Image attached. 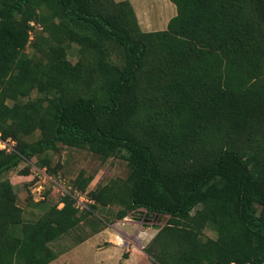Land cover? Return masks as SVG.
<instances>
[{
	"label": "trees",
	"instance_id": "obj_1",
	"mask_svg": "<svg viewBox=\"0 0 264 264\" xmlns=\"http://www.w3.org/2000/svg\"><path fill=\"white\" fill-rule=\"evenodd\" d=\"M169 1L166 28L143 31L128 0H0V134L15 142L0 149V264H49L91 211L74 205L84 171L33 221L3 177L59 144L126 161L94 205L168 216L146 264L264 263V0Z\"/></svg>",
	"mask_w": 264,
	"mask_h": 264
},
{
	"label": "rangeland",
	"instance_id": "obj_2",
	"mask_svg": "<svg viewBox=\"0 0 264 264\" xmlns=\"http://www.w3.org/2000/svg\"><path fill=\"white\" fill-rule=\"evenodd\" d=\"M128 1L134 9L138 24L143 31L165 29L169 18L176 11L174 4L169 0ZM31 25H33L31 31L32 39L34 38V34L39 31L40 26L34 22H31ZM26 49L28 52H31L30 47ZM77 49L78 46L73 44L68 50V59L73 63L77 60ZM36 95L33 92L30 97L34 98ZM24 100H26V97L22 99V101ZM7 103L13 105V102L10 100ZM38 136L37 131L34 134L28 135L25 139L33 141ZM43 157L50 159L52 168L59 166L55 173H49L45 168L38 165V161ZM80 171H84L86 176L91 177V180L85 192H78L81 197L74 205H78L77 209L80 212L88 209L91 211L89 210L90 212L86 215L87 217L83 222L65 234L59 241H55L52 247L56 250H63L64 248L74 246L76 245L74 243L78 241L82 242L90 238V236L92 237L94 233L107 227L106 234L112 235L109 237L110 242L118 243V245L109 246L106 240H104L105 237H102L101 240L94 238L95 240L92 239L90 242H86L73 252L70 264H107L108 257L112 260V263L117 264H146L142 261V258L145 257L142 246L147 244L146 241L150 235L152 237L155 235L157 229L153 228V230L148 232L147 236L146 234L138 235L136 229L132 226V222L135 221L129 220L132 219L131 215L135 211L123 219H116V205H94V201L89 196V191L105 184L111 179H125L128 174V166L125 160L119 157H109L106 160H102L98 155L85 149L59 144L56 151H46L34 156L29 161H23L3 177L8 178L13 184L14 190L18 195L17 204L22 208L23 218L27 221H33L45 209L43 206H37L36 203L42 201L50 205L58 201L66 193V190L70 189L71 181ZM89 205H94V207L90 208ZM141 210L143 211V216H145L146 211L144 209ZM157 215L159 214L150 216L152 223L157 219ZM167 218V215H163L160 222L161 226L166 222ZM125 220L132 222L126 224L124 223ZM139 222V225H136L140 229L144 228L143 222ZM119 233L123 234L124 238L120 237ZM202 235L203 237H216V233L208 227L203 229ZM139 236H142V238ZM103 259L104 262L100 263V260Z\"/></svg>",
	"mask_w": 264,
	"mask_h": 264
},
{
	"label": "crops",
	"instance_id": "obj_3",
	"mask_svg": "<svg viewBox=\"0 0 264 264\" xmlns=\"http://www.w3.org/2000/svg\"><path fill=\"white\" fill-rule=\"evenodd\" d=\"M129 220H132V219H129ZM129 220H125V222L124 223H126V224H128L129 222H132V221H129ZM135 221V220H134ZM139 223L140 222H138V221H135V222H132V226H134V228L136 229V232H137V234L138 235H140V234H143V235H145L146 234V236H147V234H149L148 232L149 231H151V230H153V228H151V227H144V228H139L136 224H138L139 225ZM131 224V223H130ZM108 228L107 227H105V228H103V229H101V230H99L98 232H96V233H94L93 235H92V237L90 236V238H88V239H86V240H84V241H82V242H80V243H78V244H76V245H74V246H70V247H67V248H64L63 250H60V252L58 253V255H57V257L54 259V260H52L49 264H70V261L72 260V257H71V255H73L74 253V251L75 250H77L79 247H81L82 245H84L86 242H90L92 239H94V238H96V239H98V240H101V238L102 237H105L104 238V240H106V242L108 243V245L109 246H117L118 245V243H115V242H113V243H111L110 242V238L109 237H111L112 235L111 234H106L107 232H106V230H107ZM117 234V233H116ZM118 235V234H117ZM119 235H120V237H122V238H124V236H123V234H121V233H119ZM137 235V236H138ZM142 235V236H143ZM142 236H139V237H141L142 238ZM149 236V235H148ZM113 238V237H112ZM117 238V237H116ZM140 238V239H141ZM152 238V235H150L149 237H148V239H147V241L146 242H148L150 239ZM95 240V239H94ZM115 240V239H114ZM134 242V241H133ZM144 246H142V248H143ZM75 257H77V255H75ZM104 262V259L103 260H100V263H103ZM133 262H135V261H133ZM107 264H117V263H112V260L108 257V262H107Z\"/></svg>",
	"mask_w": 264,
	"mask_h": 264
},
{
	"label": "water",
	"instance_id": "obj_4",
	"mask_svg": "<svg viewBox=\"0 0 264 264\" xmlns=\"http://www.w3.org/2000/svg\"><path fill=\"white\" fill-rule=\"evenodd\" d=\"M150 216L149 214H146L145 216H143V211L141 209H138L135 211V213H132L131 218L132 220L135 221H142L143 222V226L144 227H151L154 229L159 230L161 228V219L163 217L162 214L157 215V219H155V221L152 223L150 220Z\"/></svg>",
	"mask_w": 264,
	"mask_h": 264
},
{
	"label": "built area",
	"instance_id": "obj_5",
	"mask_svg": "<svg viewBox=\"0 0 264 264\" xmlns=\"http://www.w3.org/2000/svg\"><path fill=\"white\" fill-rule=\"evenodd\" d=\"M14 144H15V142L12 139H10V138L4 139L1 137V134H0V149L1 150H4L6 152H10L11 150H13ZM66 192H67V190H66ZM73 197L75 199V202H78L79 201L78 199L81 197V195L77 191H74ZM59 205L61 206L62 203H60ZM75 207L77 208L78 205H75ZM230 264H235V263L231 262ZM246 264H249V263H246Z\"/></svg>",
	"mask_w": 264,
	"mask_h": 264
},
{
	"label": "flooded vegetation",
	"instance_id": "obj_6",
	"mask_svg": "<svg viewBox=\"0 0 264 264\" xmlns=\"http://www.w3.org/2000/svg\"><path fill=\"white\" fill-rule=\"evenodd\" d=\"M147 213H145V215H146Z\"/></svg>",
	"mask_w": 264,
	"mask_h": 264
}]
</instances>
